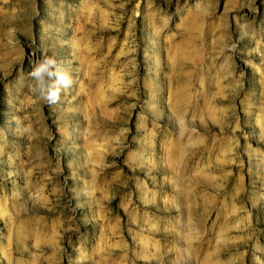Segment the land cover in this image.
I'll use <instances>...</instances> for the list:
<instances>
[{"label": "rangeland", "instance_id": "obj_1", "mask_svg": "<svg viewBox=\"0 0 264 264\" xmlns=\"http://www.w3.org/2000/svg\"><path fill=\"white\" fill-rule=\"evenodd\" d=\"M0 264H264V0H0Z\"/></svg>", "mask_w": 264, "mask_h": 264}, {"label": "clouds", "instance_id": "obj_2", "mask_svg": "<svg viewBox=\"0 0 264 264\" xmlns=\"http://www.w3.org/2000/svg\"><path fill=\"white\" fill-rule=\"evenodd\" d=\"M29 75L33 82L31 91L49 106L59 103L61 92L70 89L74 83L72 76L61 68L55 58L49 56L40 59Z\"/></svg>", "mask_w": 264, "mask_h": 264}]
</instances>
